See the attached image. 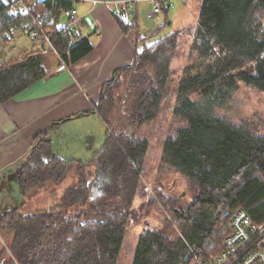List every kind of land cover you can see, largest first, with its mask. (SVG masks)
<instances>
[{
  "label": "trees",
  "instance_id": "16d2710c",
  "mask_svg": "<svg viewBox=\"0 0 264 264\" xmlns=\"http://www.w3.org/2000/svg\"><path fill=\"white\" fill-rule=\"evenodd\" d=\"M75 5L74 0H44L38 8L67 66L94 50L80 30L57 29ZM121 6L116 20L128 36L138 26V12ZM18 23L0 0L3 42ZM184 36L188 63L178 71L172 60ZM44 56L37 51L0 61V104L48 75ZM242 86L264 93V0H203L194 27L173 30L150 45L144 39L142 47L138 39L134 61L102 87L97 111L107 125L106 140L90 162L57 157L50 132L35 139L20 179L27 204L34 192L60 183L74 169L82 179L46 207L15 210L0 219V233L11 239L13 255L0 264H120L130 226L142 223L146 227L132 264H196V257L223 250L237 210L263 223L264 133L221 113ZM162 113L170 128L162 142L161 169L184 180L189 197L183 199L170 196L169 189L165 193L164 180H151L155 194L144 184L156 135L144 127ZM87 172L90 177L84 179ZM162 204V226L152 228L147 218Z\"/></svg>",
  "mask_w": 264,
  "mask_h": 264
},
{
  "label": "crops",
  "instance_id": "0c3cea01",
  "mask_svg": "<svg viewBox=\"0 0 264 264\" xmlns=\"http://www.w3.org/2000/svg\"><path fill=\"white\" fill-rule=\"evenodd\" d=\"M74 1L73 9L78 13L76 29L81 31L83 38L92 41L94 50L67 66L58 51L45 53L24 49L25 55L37 51L46 54L48 75L12 100L0 104V219L27 208L20 179L26 155L37 136L50 132L53 152L64 161L85 164L103 148L106 133L104 142L101 137L94 136V128H98L99 123L107 132V125L97 111L102 87L118 68L134 61L135 42L123 34L116 20L115 13L122 6L105 0ZM142 5L129 7L130 12L138 11ZM69 22L64 13L57 29L66 28ZM19 36L24 35L12 31L11 39Z\"/></svg>",
  "mask_w": 264,
  "mask_h": 264
},
{
  "label": "rangeland",
  "instance_id": "374dc122",
  "mask_svg": "<svg viewBox=\"0 0 264 264\" xmlns=\"http://www.w3.org/2000/svg\"><path fill=\"white\" fill-rule=\"evenodd\" d=\"M173 3L174 7L167 14L161 13L157 15L154 19L148 18V12H150L149 10H151V5L149 3H143L144 5H142L137 11L138 26L137 28H132L129 30V38L133 42H137V40L139 39L142 47V42L144 39L146 44L150 45L151 43L158 41L165 35L171 33L173 30L194 27L197 23L203 0H173ZM23 38L24 36L15 37L12 39L10 38L7 42H3L4 39H0L1 62H9L12 59L24 58L26 56V51L24 49L29 51L38 49L28 38ZM24 40L28 43V45L24 46ZM180 42L181 52L178 51L176 56H174L172 60V68L178 71L179 69L181 70L185 66V64L188 63V38L184 36L181 38ZM17 45L18 47H15ZM8 48L9 51H7ZM21 48L22 53L19 52L21 51ZM171 107L172 102L167 106V109H171ZM165 109L166 106H164V110ZM221 113L227 119H230L239 124H250L254 127H258L259 130L264 133V93H261L255 89L246 86H242V88H240V90L234 94L229 108L227 107L226 109H223ZM166 114L168 116V112H166ZM164 115L165 113L158 120L144 127L147 131H156V135L154 134V138L151 142L146 159L147 165L149 167L147 169V176H145L144 178V184L146 186V189H149L147 190L148 192H154L155 194L154 188L150 185L151 180H164V192L166 193L169 189V192L167 193H171L170 196L182 194L181 198L183 199L188 196L187 190L184 191L186 187L184 180L181 177H178L177 175H171L168 171H166L165 168L161 169V158L163 151L162 142L167 136L168 130L170 128L169 121L166 119L167 117H164ZM115 116H117V114L114 113V117ZM91 120L89 122H91ZM105 133L106 129L104 131L103 125L100 123L98 128H94V136L101 137L103 139V142L105 138ZM92 157L93 156L89 157L88 160H86V163L90 159H92ZM64 159L67 160L66 158ZM89 172L82 175L84 179H88L90 177ZM81 179L82 178L80 177L79 173H77L75 169L72 170L69 175L66 176L65 179H63V181H61L60 183L51 184L43 191L34 192L31 195L32 197H30L32 202L31 204H27L26 209L35 211L36 208L41 209L49 204H52L54 201L58 200L60 196H62L69 187L76 185L81 181ZM34 198H36V200H33ZM159 206H157L156 209L153 208L151 216L147 218V222L151 225L152 228L159 229L162 226V210L165 211V207L163 206V204ZM145 227L146 226L144 223L138 225L132 224L130 226V230L126 237L124 251L120 260V264H132L135 253V247L137 245L136 243ZM10 241L11 239H9L7 235L0 233V259L3 262L11 260L13 258V255L11 254L10 249L8 248Z\"/></svg>",
  "mask_w": 264,
  "mask_h": 264
},
{
  "label": "built area",
  "instance_id": "2783aa9c",
  "mask_svg": "<svg viewBox=\"0 0 264 264\" xmlns=\"http://www.w3.org/2000/svg\"><path fill=\"white\" fill-rule=\"evenodd\" d=\"M9 9V14L18 19L16 32L24 35L42 52H57L53 43V34L48 30L47 21L38 12L44 0H2ZM118 7L125 4L132 8L134 4L149 3V19L161 14L164 8L172 9L173 0H110ZM117 9L116 14H120ZM69 19L67 28L76 30L78 13L75 9L67 10ZM146 190H149L148 188ZM196 264H264V222L255 224L248 213L239 209L228 224V234L224 238V249L215 256L195 258Z\"/></svg>",
  "mask_w": 264,
  "mask_h": 264
},
{
  "label": "water",
  "instance_id": "95a60500",
  "mask_svg": "<svg viewBox=\"0 0 264 264\" xmlns=\"http://www.w3.org/2000/svg\"><path fill=\"white\" fill-rule=\"evenodd\" d=\"M89 22H90V24L92 25L91 20H89ZM92 26H93V25H92Z\"/></svg>",
  "mask_w": 264,
  "mask_h": 264
},
{
  "label": "bare ground",
  "instance_id": "6f19581e",
  "mask_svg": "<svg viewBox=\"0 0 264 264\" xmlns=\"http://www.w3.org/2000/svg\"><path fill=\"white\" fill-rule=\"evenodd\" d=\"M224 242V241H223ZM224 249V248H223Z\"/></svg>",
  "mask_w": 264,
  "mask_h": 264
}]
</instances>
